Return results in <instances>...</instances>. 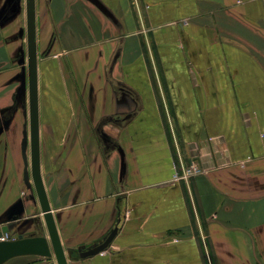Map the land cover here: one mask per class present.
I'll use <instances>...</instances> for the list:
<instances>
[{
	"label": "crops",
	"instance_id": "obj_1",
	"mask_svg": "<svg viewBox=\"0 0 264 264\" xmlns=\"http://www.w3.org/2000/svg\"><path fill=\"white\" fill-rule=\"evenodd\" d=\"M14 6L0 0L10 239L47 233ZM37 22L42 170L69 263L264 264V0H37ZM192 161L202 171L175 180Z\"/></svg>",
	"mask_w": 264,
	"mask_h": 264
},
{
	"label": "water",
	"instance_id": "obj_2",
	"mask_svg": "<svg viewBox=\"0 0 264 264\" xmlns=\"http://www.w3.org/2000/svg\"><path fill=\"white\" fill-rule=\"evenodd\" d=\"M26 10V45H27V76L23 89L28 91L29 97V150L30 176L47 230L46 234L24 236L20 234L16 239L0 240V264L19 255H35L39 258L50 259L44 264H70L68 253L63 245L56 216L52 208L45 177L42 170L41 152V116L39 96V50H38V22L37 0H25ZM12 217L11 219H15ZM7 226H3L0 237L7 233ZM118 232L113 228L103 241L81 251L80 257L86 258L106 250Z\"/></svg>",
	"mask_w": 264,
	"mask_h": 264
},
{
	"label": "rangeland",
	"instance_id": "obj_3",
	"mask_svg": "<svg viewBox=\"0 0 264 264\" xmlns=\"http://www.w3.org/2000/svg\"><path fill=\"white\" fill-rule=\"evenodd\" d=\"M40 2H42V0H38V3H40ZM14 7L17 8V11H18L17 12V15L15 14L14 16H11L8 21L9 22H11V21L12 22L13 21L15 22V21H17V19L19 17L21 19L22 30H23V34L25 36L26 35V10H25V0H15V6ZM39 55H40V52H39ZM24 58H25V66H26V73H27V55H26V51L25 50H24ZM31 190H32V193L34 194L35 193V190H34V187H32V185H31ZM27 192H30V190L26 191V193ZM37 210L39 211V209L33 210V214H36L37 213ZM33 218L35 219V216H33ZM36 226L37 225H34V228H33L34 230H31V231H33L31 233H36L37 231H42L44 233L46 232V230L44 229V227H42L41 225L39 226V228L37 227V229L35 228ZM28 258H30V260H35L37 258V259H42L44 261L46 260V262L49 261L48 258L43 259V258L33 257V256L32 257H28ZM21 260L20 261H16V263H12V264H19V263L24 262V261H27L29 259L25 258V259H23L24 261H21Z\"/></svg>",
	"mask_w": 264,
	"mask_h": 264
},
{
	"label": "built area",
	"instance_id": "obj_4",
	"mask_svg": "<svg viewBox=\"0 0 264 264\" xmlns=\"http://www.w3.org/2000/svg\"><path fill=\"white\" fill-rule=\"evenodd\" d=\"M201 171H202L201 166L196 161H192L189 165L183 167L181 172L177 171L174 175V179L175 180L188 179L200 173ZM8 238H9L8 236L2 235L0 237V240H6Z\"/></svg>",
	"mask_w": 264,
	"mask_h": 264
},
{
	"label": "trees",
	"instance_id": "obj_5",
	"mask_svg": "<svg viewBox=\"0 0 264 264\" xmlns=\"http://www.w3.org/2000/svg\"><path fill=\"white\" fill-rule=\"evenodd\" d=\"M212 255V254H211ZM212 257V261H213V264H217V261H216V258H215V256L213 255V256H211ZM32 263L33 264H42L43 263V261H42V259H35V260H33L32 261Z\"/></svg>",
	"mask_w": 264,
	"mask_h": 264
}]
</instances>
